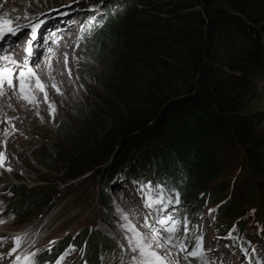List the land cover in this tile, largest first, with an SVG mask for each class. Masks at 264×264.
<instances>
[{"label": "trees", "instance_id": "trees-1", "mask_svg": "<svg viewBox=\"0 0 264 264\" xmlns=\"http://www.w3.org/2000/svg\"><path fill=\"white\" fill-rule=\"evenodd\" d=\"M120 1L101 0L100 11L93 8L81 21L78 42L94 64L87 58L78 73L107 93L95 92L97 108L78 110L86 134L58 119L65 147L47 142L35 160L43 167L56 157L68 162L70 180L90 172L98 177V224L63 236L37 254L35 264L69 251L79 264H104L126 245L109 192L120 179L131 180L141 197L140 183L163 185L167 207L151 208L150 216L181 221L175 237L187 244L199 236L203 210H211L215 231L231 230L235 249L255 264L244 242L248 225L264 237V215L253 206L260 195L264 208V0ZM233 152L236 171L251 182H234L232 190L213 186ZM57 193L48 183L1 187V208L34 221L43 207L51 210ZM177 193L178 203L168 199Z\"/></svg>", "mask_w": 264, "mask_h": 264}, {"label": "rangeland", "instance_id": "rangeland-1", "mask_svg": "<svg viewBox=\"0 0 264 264\" xmlns=\"http://www.w3.org/2000/svg\"><path fill=\"white\" fill-rule=\"evenodd\" d=\"M99 2H101V0H0V13L7 11L12 18L17 16L24 17L25 13L34 16L37 15L38 12L43 13L48 9L57 7L60 9L63 6L72 9L67 17L66 24H64V28H62L64 34L62 35V39L58 42L60 47L57 45L56 47L49 48L47 53H41L38 58H36L34 64L30 65L34 67L35 65L43 66L47 64V69L44 70V72L39 69L42 79L48 76L49 70L51 69V74L62 91V94H58L50 87L51 81H48V100L55 105L54 113L49 114L48 106L44 102L43 93H37V98L39 100L37 105L28 104L23 100L17 99L16 95L11 90L7 93L8 105L6 104L4 110L9 116L5 119L7 122H17H15V133L8 130L11 132L9 136L4 135L6 125H3L4 129L2 128L0 130V147L2 148H0V152L5 153V159L2 165L16 170V173H7L8 175H5L4 171H2L3 174L0 171V188L10 187V185L15 184H24L29 189H35L39 186L45 187L48 183L49 186L56 188L59 193L53 198L54 204L51 210L47 211L45 207H43L39 211V216L34 221H27L23 217L17 218L8 215L6 212L2 211L1 206L4 202L0 200V221H3V223H0V238H3L0 239L1 263L8 261L6 252L15 246L12 237L18 235L22 230L23 232H27L26 235H28V239L25 237L22 240L27 239L28 241L34 238L33 244L23 252V256L29 252H39L49 247L62 236L75 234L83 227L98 224V177L90 175V172L77 179L70 180L65 177L70 167L68 162L58 163L60 159L56 157L53 159L55 163L46 161V167H43L37 164L35 160H40L39 156L44 153L47 142L57 141L61 146H64L61 141L62 139L59 137L60 131H58V125H55L58 119L64 121L67 125V129L78 130L85 133L81 129L82 123L78 118V110L87 111L92 105H96L97 108V105L100 103L95 92L107 94L95 80L78 73V68L79 70L82 69V66L86 65L85 60L88 58L81 44L79 45V42L76 40L79 21L87 17V12L91 10L88 9L90 7L94 8L95 11H100ZM109 2L120 3L121 1L109 0ZM80 5L85 6L84 8L86 9L82 8ZM13 9H15V11H13ZM32 11L35 12L32 13ZM32 18L35 19L37 17L34 16ZM17 21L18 20L15 19L13 20L14 25ZM19 24L24 25L29 23L22 18ZM27 31L29 33L30 30ZM25 36V34L19 33L16 37H11L10 39L13 40L7 43L6 48L11 49L20 37L24 38ZM4 46V41H0L1 51ZM62 50L64 52H62ZM10 53L12 52L8 54ZM10 55L14 56L13 53ZM65 55H67V68H65L64 64ZM93 64V59L91 60L88 58V65L93 66ZM69 69L71 71L70 76L68 75ZM10 109L14 110V112L9 113L8 111ZM104 116L107 120L109 119L107 113ZM1 123L2 120L0 119V125ZM81 140L85 143L83 137ZM91 141L93 142L92 144H96V141ZM234 158H237L234 152L232 155L227 156L225 166L223 165V176L213 182V186H223L225 189L229 188L232 190L234 182L241 186H247V182H251V178L245 176L244 172L239 173L236 171L237 164ZM49 167L52 169H48ZM261 176L263 177L264 173ZM43 177H47L49 182L41 180ZM109 189L115 215L118 219V225L124 223V221L121 220L122 213L117 211V207H119L122 212L129 213L130 219L138 225L142 231H149V229L143 228L145 222L143 217L146 216L149 221V227H156L161 231L162 235L166 236V232H164L160 225L156 224L153 217L150 216L152 214L151 209L144 207V198L138 194L137 187L133 185L131 180L120 179L112 183ZM4 195L5 194H0L1 197ZM259 198L260 195L258 198L254 199L256 201L253 205L256 208L255 214H257L258 217L264 215V208ZM169 210L171 211L173 209ZM210 213L211 211L203 210L200 216L201 226L199 228V236L203 237L204 247L209 244L207 249L214 250L220 248L217 254H215L214 262L220 264V261L223 259L222 264H251L249 262L242 263L239 259V253L235 250V245H232L230 239L225 238L221 233L215 231L212 227V214ZM222 222L225 223V220H222ZM252 229L253 231H251ZM247 230L248 242L250 245L254 246L260 262L264 263V237L256 227L248 225ZM121 231L124 232L122 229ZM175 241L176 238L173 240V243H175ZM233 241L235 242V240ZM167 247L170 253L172 251L175 252V255L179 253L177 247L172 243ZM170 249H172V251H170ZM211 250H206L203 253L205 260H207ZM130 255L127 248L122 250L121 247H118L111 253L109 259L104 264H129ZM181 255L183 260L195 259L199 261L200 264H203L200 258L188 257L184 253ZM3 256L6 257L3 258ZM15 256L12 257V255H10L9 257L14 258ZM79 260L80 257L77 253L69 251L64 255L61 264H69L71 262L78 264L77 262H79Z\"/></svg>", "mask_w": 264, "mask_h": 264}, {"label": "snow or ice", "instance_id": "snow-or-ice-1", "mask_svg": "<svg viewBox=\"0 0 264 264\" xmlns=\"http://www.w3.org/2000/svg\"><path fill=\"white\" fill-rule=\"evenodd\" d=\"M13 11H15V9H13ZM25 18H27V13H25ZM14 19L19 20L20 17L17 16L12 18L7 11L0 13V41L4 40L7 34H11V36L15 37L17 33L22 31V29L30 28L31 35L27 42L29 46L24 48L26 55L24 56L22 62L14 59L12 55L8 54L10 52V48L2 49L4 54H0V95H4L6 89H8L16 95L17 99L23 100L28 104L37 105L39 103L37 93H43L44 102L48 106L49 114H52L55 111V105L53 102L48 100V81H51L50 87L58 94H62V91L55 82V79L51 74V69L49 70L48 76L45 79H42L39 71V65H35L34 67L30 66V55L32 52V48L30 46L36 38L37 28L40 26L42 21L24 25L16 23L14 25ZM64 64L65 68H67V55H65ZM68 75H71L70 69L68 70ZM14 80L16 81L15 84L13 83ZM4 134L7 136L10 135L11 132H9L8 129H5ZM4 159L5 153L0 152V165L3 164ZM7 170L10 171L11 169L8 168ZM139 191L144 197L145 208L151 209L157 206L167 207V204L165 203V189L163 185L156 184L153 186L151 181L142 182L139 184ZM178 195L179 194L177 193L174 197H170L168 199H175L178 203ZM117 211L122 213L121 220L124 221V223L120 224L119 227L124 230V239L127 241L126 245L121 244L120 247L122 250L126 247L128 252L131 254L129 264H176V261L171 258L167 246L173 243L181 221H178L172 215L159 216L157 218V223L160 225L161 229L167 233L165 236L162 235L161 231L156 227L153 226L150 228L147 218H145L143 228L149 229V231L145 232L130 219L129 213L122 212L119 207H117ZM0 223H3V221H0ZM183 223L184 231L187 232L188 228L186 220ZM23 235L26 234L12 237L15 246L9 250L8 255H11L16 251V247H18L22 242ZM176 246L181 252H185L187 249V245L183 240L177 239ZM203 253V237L197 236L195 245L192 247L191 251H186V255L188 257L200 258L203 261V264H208L207 260L204 259ZM66 254L67 253H65V255ZM34 256L35 252H29L23 256L17 255L13 264H35L33 259ZM63 259L64 256L62 255L58 258L57 264H61Z\"/></svg>", "mask_w": 264, "mask_h": 264}, {"label": "bare ground", "instance_id": "bare-ground-1", "mask_svg": "<svg viewBox=\"0 0 264 264\" xmlns=\"http://www.w3.org/2000/svg\"><path fill=\"white\" fill-rule=\"evenodd\" d=\"M33 12H35V11H32V13ZM62 11L61 10H49L48 12H46L45 14H43L39 19H40V21H42V27L40 28V29H38L37 30V34H36V38H35V40L32 42V44H31V48H32V52H31V55H30V65H32V64H34V62H35V60H36V58H38V56L41 54V53H43L44 52V50H45V48H46V45H47V43L51 40V37H52V35H54L55 34V39H57L56 40V43L58 44V42L62 39V35L64 34V32L63 31H61V30H57L56 29V25H55V23H58L59 21H61L62 22V28H64V24H66V22H67V20L65 19V16L61 13ZM39 13H41V12H38V14ZM37 14V15H38ZM28 15V20H27V22L29 21V22H32L33 21V18L32 17H37V15H34V16H32L31 14H27ZM67 32V31H66ZM21 34H25L26 36L24 37V38H22V37H20L19 39H18V41H16L15 43H14V46H12L11 47V49H10V52H12L13 53V58L14 59H16V58H18V59H16V60H18V61H23V58H24V56L26 55V53L24 52V48L25 47H27V46H29L28 45V40L30 39V34L28 33V31H27V29H22V31L20 32ZM19 33H17V35H18ZM16 35V36H17ZM15 36V37H16ZM14 38L13 36H11V34H7L6 35V39L5 40H3L4 41V44H5V46H4V48H6L7 47V43L8 42H12V40L13 39H10V38ZM43 37H45V39L43 38ZM71 37V36H70ZM73 38V37H72ZM71 39V38H70ZM14 42V41H13ZM51 44L54 46V47H56L57 46V44H54L53 42H52V40H51V42H50V46H51ZM62 44H63V42H62ZM12 45V44H11ZM49 45V44H48ZM36 46H38V50H36ZM49 46V47H50ZM58 47H60V45H58ZM15 48V49H14ZM17 52V53H16ZM62 52H64L63 50H62ZM62 52H57V53H62ZM12 53H10V54H12ZM0 54H4L3 53V51H1V47H0ZM47 65V64H46ZM46 65H40L39 66V69H41V71H43L44 72V70H46L47 68H46ZM13 83L15 84V80L13 81ZM10 90H8V89H6V91H5V94L4 95H0V100L2 101H0V119L2 120V123H1V125H0V130L6 125V129H8V130H10V131H12V132H14V130H15V122H17V121H10V122H7L6 121V117H8L9 115H8V113H6V111L4 110V108H6V104L8 103V101H7V99H8V95H7V93L9 92ZM8 105V104H7ZM9 108H11V107H9ZM9 113H12V112H14V110H12V109H10L9 111H8ZM19 122H21V121H19ZM4 125V126H3ZM13 128H14V130H13ZM4 129V128H3ZM15 133V132H14ZM5 135V134H4ZM12 135H13V133H12ZM9 136V135H8ZM1 148V147H0ZM2 149V148H1ZM11 155V154H10ZM9 157V156H8ZM12 160V159H11ZM8 168H7V166H4V165H0V171L2 172V171H4L5 173V175L8 173V174H13V173H16V170H13V169H11L10 171L9 170H7ZM2 174H3V172H2ZM7 174V175H8ZM127 208V207H126ZM131 210V209H130ZM33 242H34V240L28 245V246H26L25 248H28L29 246H31V244H33ZM209 247V244H207L204 248H205V250H211V249H207ZM23 250V249H22ZM218 250H220V248H216V249H214V250H211L210 251V254L208 255V257H207V262H208V264H212V262L214 261V259H215V254H217V251ZM25 251V250H24ZM23 251V252H24ZM170 251H172V249H170ZM170 256H171V258L172 259H174L175 261H176V264H187L183 259H182V255L180 254V253H178V254H176L175 255V252L174 251H172L171 253H170ZM6 256H3V258H5ZM13 261H14V259L13 260H10V261H7V262H3V263H1V261H0V264H13Z\"/></svg>", "mask_w": 264, "mask_h": 264}]
</instances>
